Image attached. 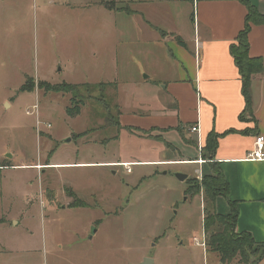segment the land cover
I'll return each mask as SVG.
<instances>
[{"label":"rangeland","instance_id":"obj_1","mask_svg":"<svg viewBox=\"0 0 264 264\" xmlns=\"http://www.w3.org/2000/svg\"><path fill=\"white\" fill-rule=\"evenodd\" d=\"M131 3L110 2L119 13ZM42 5L0 0V264H257L239 252L222 261L215 239L232 231L218 214L225 199L215 208L203 188L218 171L203 152V170L147 163L179 158V150L161 141L165 130L122 128L120 115L148 119L151 98L129 81L143 59L138 36L128 34L132 20L115 13L107 39L100 11ZM160 14L149 12L152 20ZM25 83L35 91L23 92ZM72 98L83 102L75 117ZM113 162H132L131 171Z\"/></svg>","mask_w":264,"mask_h":264},{"label":"crops","instance_id":"obj_2","mask_svg":"<svg viewBox=\"0 0 264 264\" xmlns=\"http://www.w3.org/2000/svg\"><path fill=\"white\" fill-rule=\"evenodd\" d=\"M111 1L33 0L37 7L41 2L43 7L50 4L77 15L79 11L84 14L100 11L102 18L98 23L107 22V31L109 24L111 27L107 39L115 34V27L109 21L115 13L132 20L136 30L128 29V34L138 36L134 43L140 44L143 59H135L136 67H141L140 75L132 76L129 81L135 86L143 84L151 98L142 108L148 119L120 115L122 128L133 134L142 130H165L161 141L179 150V158L147 163L196 164L202 170L207 138L210 134L217 135L218 147L211 162L224 175L229 194L228 198L219 196L213 205L216 208V201L225 199L226 209L218 213L223 216L231 214L230 203L236 205L235 233L252 234L257 244L264 245V161L249 159L256 138L264 137V70L251 80L252 103L245 110L242 77L231 54V47L246 26V4L242 0H132L133 8L119 13L104 6ZM248 2L264 15V0ZM152 10L161 13L154 20L149 15ZM174 36L185 46L175 41ZM248 39L250 56L264 60V22L252 25ZM155 47L160 51L158 55L152 52ZM62 71V68L57 70ZM197 125L200 133H192L189 129ZM24 167L36 170L37 166ZM259 264H264V259Z\"/></svg>","mask_w":264,"mask_h":264},{"label":"trees","instance_id":"obj_3","mask_svg":"<svg viewBox=\"0 0 264 264\" xmlns=\"http://www.w3.org/2000/svg\"><path fill=\"white\" fill-rule=\"evenodd\" d=\"M246 7L248 8V15L246 17V26L245 29L238 35L237 43L231 47V54H233L237 67L240 70V74L242 77V94L246 102L245 110H249L251 108V80L254 75H259L264 70L263 68V58H254L249 54V39L248 34L251 31L252 25H260V23L264 22V15L259 14L256 8H254L248 0H242ZM104 6L109 10L113 9L110 3H104ZM175 41H177L181 46H185L184 42L179 38L174 36ZM106 85V84H105ZM63 88H71L75 87L71 84H62ZM102 86V85H100ZM106 86H110L107 84ZM40 87H44L40 85ZM34 85L31 87L26 83L22 86L21 90L23 92H32L34 90ZM47 92L55 91V92H65V89L62 88H47L44 87ZM100 88V87H99ZM101 91V89H100ZM71 106L67 108V113L71 117H75L80 115L82 101H77L75 98H72ZM218 136L214 134H210L205 143V147L203 150V156L212 161L213 155L218 147L217 145ZM203 188L207 190L209 195L214 197L213 202L219 197L223 196L228 198L229 190L228 183L226 182L224 175H222L221 171H215L214 176L206 177L203 181ZM231 205V214L226 216L223 220L226 221V224L229 225L232 232L226 233L225 235H221L217 239H215V244L217 246L218 252L222 256V261H226L227 259L232 258L238 252L239 255L243 259L247 258V255L250 254L254 257H257V264L262 262L264 259V245L257 244L253 239L252 234L247 233H235V225L236 218L238 215V208L236 205L230 203ZM77 207V205H74ZM1 222V221H0ZM257 252L259 253L257 255Z\"/></svg>","mask_w":264,"mask_h":264},{"label":"built area","instance_id":"obj_4","mask_svg":"<svg viewBox=\"0 0 264 264\" xmlns=\"http://www.w3.org/2000/svg\"><path fill=\"white\" fill-rule=\"evenodd\" d=\"M38 105L35 106V113L37 115V128L40 127L41 125V120H39V115H38ZM28 115L34 114V112L28 110L27 111ZM50 127V125L48 126ZM192 133H200L199 126H193L189 129ZM255 149L254 151L250 154L249 159L256 160V161H264V137H257L255 140ZM203 161H201L202 163ZM121 166H124L127 169V172L131 171V164H121Z\"/></svg>","mask_w":264,"mask_h":264},{"label":"water","instance_id":"obj_5","mask_svg":"<svg viewBox=\"0 0 264 264\" xmlns=\"http://www.w3.org/2000/svg\"><path fill=\"white\" fill-rule=\"evenodd\" d=\"M71 139H68L70 141ZM176 176L179 177L181 181H186L189 176L178 173ZM96 233V230L94 231ZM141 264H154V260L152 258L146 257Z\"/></svg>","mask_w":264,"mask_h":264}]
</instances>
